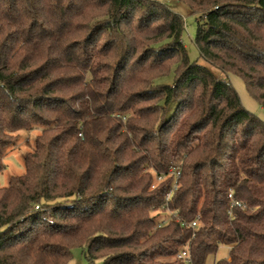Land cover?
Returning a JSON list of instances; mask_svg holds the SVG:
<instances>
[{"label": "trees", "instance_id": "16d2710c", "mask_svg": "<svg viewBox=\"0 0 264 264\" xmlns=\"http://www.w3.org/2000/svg\"><path fill=\"white\" fill-rule=\"evenodd\" d=\"M175 1L199 57L264 112V0ZM182 32L153 0H0V172L40 129L0 188V264H68L75 247L86 264H205L222 245L215 264H264V124Z\"/></svg>", "mask_w": 264, "mask_h": 264}, {"label": "rangeland", "instance_id": "374dc122", "mask_svg": "<svg viewBox=\"0 0 264 264\" xmlns=\"http://www.w3.org/2000/svg\"><path fill=\"white\" fill-rule=\"evenodd\" d=\"M165 4L172 11L179 14L183 21V32L181 43L190 63L196 62L199 65L207 67L219 79L227 82L237 93L241 106L249 113L257 117L264 124V112L258 103L248 94L243 81L234 75H223L216 68L206 64L200 57L194 45V36L196 32V16L192 14L183 3L175 0H153ZM172 80L171 75L160 79L158 83L168 84ZM40 129L31 131H18L15 135L17 139L13 145L4 151L3 165L4 168L0 172V188L6 187L11 177L21 176L25 173L23 156L26 153L32 152L34 149V139L39 135ZM82 247H75L71 250V259L68 264H86L83 255ZM228 256V247L220 246L215 255L209 256L205 264H215L220 259H225Z\"/></svg>", "mask_w": 264, "mask_h": 264}, {"label": "built area", "instance_id": "2783aa9c", "mask_svg": "<svg viewBox=\"0 0 264 264\" xmlns=\"http://www.w3.org/2000/svg\"><path fill=\"white\" fill-rule=\"evenodd\" d=\"M179 173L178 171H174V170H170L168 176H172L173 177V182H172V185H171V188L169 189V191L167 192L166 194V197H165V200L168 201L172 195V193L176 190L177 188V177H178ZM164 180V177L163 176H158L156 177V183H159V182H162ZM151 188H154V185L151 186ZM231 196L229 195V198ZM232 206H237L239 207L240 204L238 202H232ZM181 226L183 227H189L191 228L192 230H195L198 228L199 226V223L195 220V221H192L188 224L184 223V222H180ZM176 258L180 261H183L185 264H192L191 262V258H190V255H189V252L187 251V249H184L182 250L181 252H179L176 256Z\"/></svg>", "mask_w": 264, "mask_h": 264}]
</instances>
